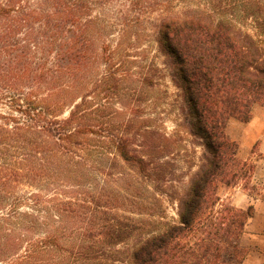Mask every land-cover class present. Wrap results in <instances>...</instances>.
<instances>
[{"label": "trees", "instance_id": "16d2710c", "mask_svg": "<svg viewBox=\"0 0 264 264\" xmlns=\"http://www.w3.org/2000/svg\"><path fill=\"white\" fill-rule=\"evenodd\" d=\"M152 47L179 92L176 127L203 149L185 190L164 160L172 138L145 125L163 77ZM256 104L264 0H0V264H242L253 207L216 190L238 173L226 125ZM119 176L164 195L172 183L177 220L133 240L118 213L77 225Z\"/></svg>", "mask_w": 264, "mask_h": 264}, {"label": "rangeland", "instance_id": "374dc122", "mask_svg": "<svg viewBox=\"0 0 264 264\" xmlns=\"http://www.w3.org/2000/svg\"><path fill=\"white\" fill-rule=\"evenodd\" d=\"M154 49L152 47L150 50V57L156 55L153 59L162 69L163 77L157 81L155 88L144 93L141 106L144 109L145 125L172 138V143L167 144L168 153L164 160L168 162L166 167L171 172V178H174L173 182H176L173 185L185 190L188 184L186 176L197 171L196 166L201 163L203 149L197 139L187 134L185 126L176 127L175 122L180 123L177 121L179 119L177 109L180 106L177 98L179 92L165 69V58L154 54ZM225 132L238 146L235 157L238 173L235 178H225L218 182L216 194L220 204H231L237 209H240L238 206L241 205L252 206L254 202L262 205L264 202V105L256 104L252 107L251 117L247 123L228 121ZM119 177L116 183L109 182L108 186L106 185L101 203L102 214L98 216L95 212H89L76 220L78 222L75 221L77 225L90 229L105 222L109 215L118 213L136 221L138 229L132 235L131 240H133V236L139 232L144 235L158 232L162 230L163 223L177 220L176 206L168 197L172 194V189L169 187L172 183L167 185L164 195L153 192L146 182L134 179L133 176ZM260 228L258 222L247 221L241 239V245L247 252L253 250L259 254L260 249L263 248L264 235L259 234ZM260 258L262 264V254Z\"/></svg>", "mask_w": 264, "mask_h": 264}, {"label": "crops", "instance_id": "0c3cea01", "mask_svg": "<svg viewBox=\"0 0 264 264\" xmlns=\"http://www.w3.org/2000/svg\"><path fill=\"white\" fill-rule=\"evenodd\" d=\"M256 202H258V200H256ZM251 206V204H250ZM240 209H247V207L249 206H238ZM252 207H253V215L252 217L249 219L250 222H258L260 225V232L259 234L264 235V202L262 205L257 204V203H252ZM263 248L258 247L260 249V253L256 254V252H254L253 250H249V252H247V255L243 261L242 264H261V258L260 255L262 254L261 252L264 251V245L262 246Z\"/></svg>", "mask_w": 264, "mask_h": 264}]
</instances>
